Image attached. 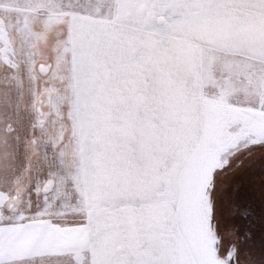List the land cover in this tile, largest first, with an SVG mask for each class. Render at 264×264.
<instances>
[{"label": "snow or ice", "instance_id": "6c2138e0", "mask_svg": "<svg viewBox=\"0 0 264 264\" xmlns=\"http://www.w3.org/2000/svg\"><path fill=\"white\" fill-rule=\"evenodd\" d=\"M264 0H0V264H264Z\"/></svg>", "mask_w": 264, "mask_h": 264}, {"label": "rangeland", "instance_id": "374dc122", "mask_svg": "<svg viewBox=\"0 0 264 264\" xmlns=\"http://www.w3.org/2000/svg\"><path fill=\"white\" fill-rule=\"evenodd\" d=\"M262 180H264V167H262L261 162L257 160L256 163L248 171L242 173L239 177L236 178L235 184L240 192L242 199L245 200L247 197L250 200H254L252 199L253 195L259 196ZM242 187L243 189H245L246 195L243 194ZM244 196L246 197L244 198Z\"/></svg>", "mask_w": 264, "mask_h": 264}, {"label": "trees", "instance_id": "16d2710c", "mask_svg": "<svg viewBox=\"0 0 264 264\" xmlns=\"http://www.w3.org/2000/svg\"><path fill=\"white\" fill-rule=\"evenodd\" d=\"M253 180H254V179H253ZM242 190H243V194L246 195L245 189H243V187H242ZM245 197H246V196H244V198H245ZM251 197H252V196H251ZM252 199H254V200H250V199H248V198L246 197L245 200L250 201V202H254L255 205H256L257 207H259V196H258V195H256V196L253 195Z\"/></svg>", "mask_w": 264, "mask_h": 264}]
</instances>
